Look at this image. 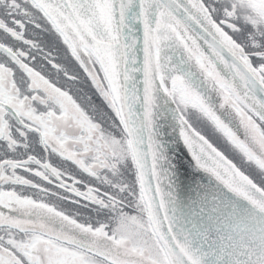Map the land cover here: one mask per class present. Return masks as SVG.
Returning <instances> with one entry per match:
<instances>
[{
	"label": "snow or ice",
	"instance_id": "1",
	"mask_svg": "<svg viewBox=\"0 0 264 264\" xmlns=\"http://www.w3.org/2000/svg\"><path fill=\"white\" fill-rule=\"evenodd\" d=\"M0 264H264V0H0Z\"/></svg>",
	"mask_w": 264,
	"mask_h": 264
},
{
	"label": "rangeland",
	"instance_id": "2",
	"mask_svg": "<svg viewBox=\"0 0 264 264\" xmlns=\"http://www.w3.org/2000/svg\"><path fill=\"white\" fill-rule=\"evenodd\" d=\"M206 134H208V137L213 141V142H215L216 144H218V138L216 137V136H213V135H211V134H209V133H206ZM221 141H222V143H223V148L225 147V144H224V142H223V140L221 139ZM228 153V155L230 156V157H232V152L231 151H229L228 149H226V148H224ZM57 206L58 207H62V208H64L66 211H71L72 209L71 208H69V207H66L65 206V204H63V203H59V204H57Z\"/></svg>",
	"mask_w": 264,
	"mask_h": 264
},
{
	"label": "water",
	"instance_id": "3",
	"mask_svg": "<svg viewBox=\"0 0 264 264\" xmlns=\"http://www.w3.org/2000/svg\"><path fill=\"white\" fill-rule=\"evenodd\" d=\"M180 156L184 159L185 164L188 163L190 160V155L187 153V150L181 145V148L179 149ZM201 175H204L201 173Z\"/></svg>",
	"mask_w": 264,
	"mask_h": 264
},
{
	"label": "trees",
	"instance_id": "4",
	"mask_svg": "<svg viewBox=\"0 0 264 264\" xmlns=\"http://www.w3.org/2000/svg\"><path fill=\"white\" fill-rule=\"evenodd\" d=\"M220 146H222V144L220 145ZM30 194V193H29ZM64 204V203H63Z\"/></svg>",
	"mask_w": 264,
	"mask_h": 264
}]
</instances>
